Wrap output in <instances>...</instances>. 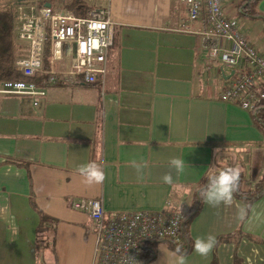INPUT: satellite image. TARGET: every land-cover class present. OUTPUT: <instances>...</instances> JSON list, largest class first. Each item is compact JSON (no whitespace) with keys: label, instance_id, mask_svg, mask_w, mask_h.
<instances>
[{"label":"crops","instance_id":"crops-1","mask_svg":"<svg viewBox=\"0 0 264 264\" xmlns=\"http://www.w3.org/2000/svg\"><path fill=\"white\" fill-rule=\"evenodd\" d=\"M72 2L56 11H73ZM229 4L224 0V12ZM98 8L108 9L113 22L102 88L50 87L41 98L0 94V264H92L89 218L71 209L70 198L100 199L106 215L185 214L198 184L219 165L239 168L249 187L262 175L264 135L249 111L220 100L231 70L210 61L199 36L179 31L186 19L180 0H103ZM256 10L264 15V0ZM251 19L262 22L264 34L263 20ZM244 32L264 56V43ZM26 51L18 47L19 55ZM173 157L185 160L183 173L170 167ZM133 159L147 164L143 182ZM89 162L105 172L102 183L88 185L78 173ZM167 172L173 185L162 181ZM30 199L56 221L53 244L37 245L39 217ZM245 213L235 196L228 206L203 200L189 227L186 264H264V197ZM208 234L217 243L202 257L194 242ZM176 256L159 244L150 264H175Z\"/></svg>","mask_w":264,"mask_h":264},{"label":"built area","instance_id":"built-area-1","mask_svg":"<svg viewBox=\"0 0 264 264\" xmlns=\"http://www.w3.org/2000/svg\"><path fill=\"white\" fill-rule=\"evenodd\" d=\"M186 19L179 31L199 36L211 62L233 72L220 100L246 111L264 100V56L252 46L244 25L228 18L224 0H180ZM201 20L203 27H194ZM17 55L14 68L26 80L0 84V94L41 98L50 87L104 85L107 55L113 44V22L108 9L56 11L34 3L14 11ZM70 207L89 218L88 233L95 238L92 264H140L145 241L170 240L183 246L179 235L183 214L176 211L114 212L106 215L100 199L70 198ZM131 258V259H130Z\"/></svg>","mask_w":264,"mask_h":264},{"label":"trees","instance_id":"trees-1","mask_svg":"<svg viewBox=\"0 0 264 264\" xmlns=\"http://www.w3.org/2000/svg\"><path fill=\"white\" fill-rule=\"evenodd\" d=\"M259 1L260 0H243L240 4L239 12L250 18H260L264 23V15L260 14L256 10V5ZM46 2H48V0H41L38 4L39 6H42ZM72 6L73 12L81 14L82 6L78 1L74 0ZM75 8L76 10H74ZM14 29V10L11 9L9 5L7 7L0 8V84L6 81L26 80V78L14 68V61L18 55V48L14 39ZM250 114L257 128L264 135V100L258 104L254 110L250 111ZM7 162L15 164L19 167H28L27 163L25 162L13 160H7ZM222 169H226V167L219 165L218 169L214 173L207 175L198 184L192 200L191 208L187 213L183 214V220L180 224L179 235L183 241V246H178L170 240H153L142 242L140 245V264H150L154 261L156 258V249L159 244H166L168 248L174 252L176 248L179 247L181 249V253L184 256L190 253L192 250V240L189 235V227L193 218H195V216L199 213L203 203V198L201 197L200 192L207 187L209 176L218 173ZM241 184L242 176L240 173L238 190L234 193V196L245 203L246 217L252 203H254L259 198L264 197V161L262 175L252 185V187L249 190L243 189ZM30 205L33 207L39 217L37 245H47L44 243L47 241L46 235L48 231L50 235L53 233L56 221L39 210L36 207L34 201L31 199ZM41 231L46 233L40 235L42 234ZM237 234L242 235L241 232H237ZM221 240L222 238H219L218 242ZM48 245H50V243Z\"/></svg>","mask_w":264,"mask_h":264},{"label":"clouds","instance_id":"clouds-1","mask_svg":"<svg viewBox=\"0 0 264 264\" xmlns=\"http://www.w3.org/2000/svg\"><path fill=\"white\" fill-rule=\"evenodd\" d=\"M130 163L137 172L138 182H143L145 179L144 169L147 167V164L135 159L131 160ZM169 165L175 169L177 174L183 173L186 168L185 160L178 157L171 158ZM77 170L80 176L84 178V182L88 185L100 184L106 179L105 172L95 162L80 165ZM239 178V168L222 169L218 173L209 176L208 185L200 192V195L204 202L213 207H218L221 204L226 206L231 205L233 203L234 193L238 190ZM162 181L165 184L173 185L172 173H165L162 176ZM241 215L243 216V212ZM216 243V236L212 234H208L206 237L198 236L194 242V250L198 255L207 257L215 248ZM175 252L177 254L175 264H186V259L181 253V249L177 247Z\"/></svg>","mask_w":264,"mask_h":264},{"label":"rangeland","instance_id":"rangeland-1","mask_svg":"<svg viewBox=\"0 0 264 264\" xmlns=\"http://www.w3.org/2000/svg\"><path fill=\"white\" fill-rule=\"evenodd\" d=\"M40 1L41 0H0V8L7 7L9 5L10 8L15 11L16 6L30 4V3L38 4L40 3ZM70 1L72 0H48V3L51 5V7L54 10H57V9H68L67 5L70 4ZM76 1L78 2L81 1L82 4L84 5V7H82V11H88V10L100 9L98 7L101 5L103 0H76ZM242 1L243 0H230L229 8L228 9H226V7L224 8L225 12L228 13V15H231V17L235 19V21L238 24L244 25V31L248 32V35L253 36L255 38V43L261 40L263 44L264 34L261 31L262 22L259 20L251 19L239 12V7ZM213 89H216V87H213ZM247 183H248L247 181H244L242 184V188L249 190L251 187L247 186ZM46 236H47V241L44 243H46L47 245L49 243L51 244L50 241L51 236L49 234V231ZM92 237L94 238L93 235Z\"/></svg>","mask_w":264,"mask_h":264},{"label":"water","instance_id":"water-1","mask_svg":"<svg viewBox=\"0 0 264 264\" xmlns=\"http://www.w3.org/2000/svg\"><path fill=\"white\" fill-rule=\"evenodd\" d=\"M45 7H50V5L49 4H46ZM232 74H233V72L230 73V75L228 76L227 79H229L232 76Z\"/></svg>","mask_w":264,"mask_h":264}]
</instances>
